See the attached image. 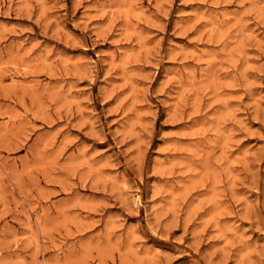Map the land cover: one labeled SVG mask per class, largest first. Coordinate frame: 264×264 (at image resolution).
<instances>
[{"label": "rangeland", "instance_id": "374dc122", "mask_svg": "<svg viewBox=\"0 0 264 264\" xmlns=\"http://www.w3.org/2000/svg\"><path fill=\"white\" fill-rule=\"evenodd\" d=\"M0 264H264V0H0Z\"/></svg>", "mask_w": 264, "mask_h": 264}]
</instances>
